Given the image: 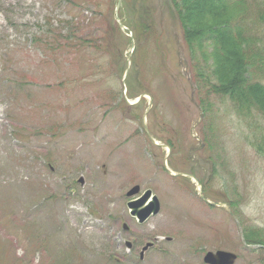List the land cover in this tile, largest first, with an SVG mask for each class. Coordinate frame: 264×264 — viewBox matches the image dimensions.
<instances>
[{
	"label": "rangeland",
	"instance_id": "1",
	"mask_svg": "<svg viewBox=\"0 0 264 264\" xmlns=\"http://www.w3.org/2000/svg\"><path fill=\"white\" fill-rule=\"evenodd\" d=\"M180 2L186 14L188 1ZM203 2L191 0L188 19L199 31L192 37L205 39L196 60L210 67L214 14ZM116 7L0 0V264H209L205 254L220 249L236 253L237 264H264V247L248 248L223 207L204 202L192 178L165 169L207 173L204 193L232 201L249 241L264 245V114L241 113L206 88L200 120L178 20L155 11L156 28L145 31L141 15L154 11L141 0ZM127 28L142 33L135 52ZM251 46L246 76L264 82V41ZM144 120L171 152L149 140ZM193 133L205 144L191 169L189 149L200 146ZM135 184L162 202L144 223L127 204Z\"/></svg>",
	"mask_w": 264,
	"mask_h": 264
},
{
	"label": "trees",
	"instance_id": "2",
	"mask_svg": "<svg viewBox=\"0 0 264 264\" xmlns=\"http://www.w3.org/2000/svg\"><path fill=\"white\" fill-rule=\"evenodd\" d=\"M171 1L176 9L184 41L193 59L191 66L194 69H192L193 78L197 85L199 104L205 111V115L208 108L200 93L203 94L206 88L209 95L216 94L222 100L228 99L233 107L241 113L246 115L264 114V82L252 78L250 80L246 76L248 75L246 66L251 52V44L264 41V37L261 36L262 32H260L264 27V0H209L211 3L202 0V2L205 1L203 4L206 5V13L214 14L213 27L208 30L207 38L212 41L215 47L211 54L210 67L202 66L206 71L198 62L201 59L199 51H204L203 42L205 39L202 36L196 38L194 34L195 40H193V31L197 30V33L199 31L195 26V30L190 28L192 23L188 19L192 16L190 8L193 10L190 5L191 0H185L188 1L186 14L183 5H180V0ZM152 22L151 18H147L144 23L145 31L152 29ZM135 34L137 39L142 35L139 30H135ZM251 48L253 49L252 46ZM194 60H196L195 63ZM230 62L231 64H229ZM211 161V173L214 175L215 163L212 159ZM231 204L233 205L232 201ZM246 237L249 240L247 235Z\"/></svg>",
	"mask_w": 264,
	"mask_h": 264
},
{
	"label": "water",
	"instance_id": "3",
	"mask_svg": "<svg viewBox=\"0 0 264 264\" xmlns=\"http://www.w3.org/2000/svg\"><path fill=\"white\" fill-rule=\"evenodd\" d=\"M150 138L153 142L149 132ZM141 190L140 185H135L128 191V196H134L138 194ZM205 200L213 205H222V203L214 202L206 198L202 195ZM129 208L131 210L132 215L138 217L141 222H144L147 218H149L152 214H157L161 209V202L159 197L153 193L152 189H146L144 193L128 202ZM152 243L147 244L142 251V257H144V252L151 246ZM237 255L233 252L227 250H216V251H208L204 256V261L209 264H234L236 261Z\"/></svg>",
	"mask_w": 264,
	"mask_h": 264
}]
</instances>
